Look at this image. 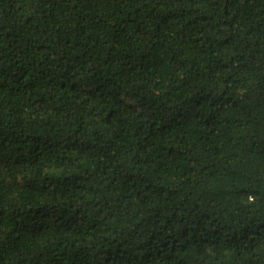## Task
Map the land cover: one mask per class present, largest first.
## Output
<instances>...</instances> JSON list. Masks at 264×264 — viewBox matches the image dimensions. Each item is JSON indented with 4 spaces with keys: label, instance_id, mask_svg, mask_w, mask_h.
Listing matches in <instances>:
<instances>
[{
    "label": "trees",
    "instance_id": "1",
    "mask_svg": "<svg viewBox=\"0 0 264 264\" xmlns=\"http://www.w3.org/2000/svg\"><path fill=\"white\" fill-rule=\"evenodd\" d=\"M0 264H264V0H0Z\"/></svg>",
    "mask_w": 264,
    "mask_h": 264
},
{
    "label": "rangeland",
    "instance_id": "2",
    "mask_svg": "<svg viewBox=\"0 0 264 264\" xmlns=\"http://www.w3.org/2000/svg\"><path fill=\"white\" fill-rule=\"evenodd\" d=\"M124 100H126L127 102H131L133 105H136L137 104V102H136V100L134 99V98H124Z\"/></svg>",
    "mask_w": 264,
    "mask_h": 264
}]
</instances>
